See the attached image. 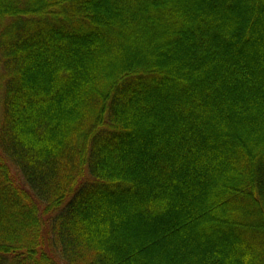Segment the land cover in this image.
<instances>
[{
    "label": "trees",
    "instance_id": "1",
    "mask_svg": "<svg viewBox=\"0 0 264 264\" xmlns=\"http://www.w3.org/2000/svg\"><path fill=\"white\" fill-rule=\"evenodd\" d=\"M0 264H264V0H0Z\"/></svg>",
    "mask_w": 264,
    "mask_h": 264
}]
</instances>
